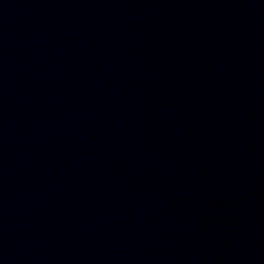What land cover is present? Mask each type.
Here are the masks:
<instances>
[{
    "label": "water",
    "instance_id": "water-1",
    "mask_svg": "<svg viewBox=\"0 0 264 264\" xmlns=\"http://www.w3.org/2000/svg\"><path fill=\"white\" fill-rule=\"evenodd\" d=\"M0 264H264V0H0Z\"/></svg>",
    "mask_w": 264,
    "mask_h": 264
}]
</instances>
